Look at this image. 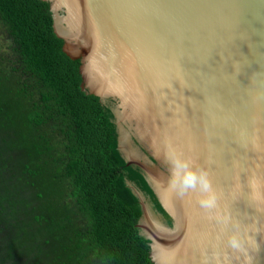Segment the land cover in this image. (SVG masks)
I'll use <instances>...</instances> for the list:
<instances>
[{
  "label": "water",
  "instance_id": "1",
  "mask_svg": "<svg viewBox=\"0 0 264 264\" xmlns=\"http://www.w3.org/2000/svg\"><path fill=\"white\" fill-rule=\"evenodd\" d=\"M43 1L55 13L54 31L64 40L63 51L81 61L82 88L118 100L120 146L128 165L149 174L174 219L173 229L166 227L142 200L140 226L152 241L153 262L165 264L146 219L170 264H264V203L253 201L249 184L257 177L264 193V0ZM153 21L166 33L153 31ZM169 36L177 44L191 41V51L201 60L215 50L222 69L229 62L237 65L232 72L222 71L219 92L183 77L179 89L174 87L176 69L165 59ZM237 40L249 49L243 63L233 59ZM126 108L130 116L123 120ZM132 126L155 164L143 152L130 151ZM177 156L208 172L218 195L215 209L201 207L199 187L185 191L173 183ZM233 233L241 237L243 250L231 247Z\"/></svg>",
  "mask_w": 264,
  "mask_h": 264
},
{
  "label": "trees",
  "instance_id": "2",
  "mask_svg": "<svg viewBox=\"0 0 264 264\" xmlns=\"http://www.w3.org/2000/svg\"><path fill=\"white\" fill-rule=\"evenodd\" d=\"M50 5L0 0V264H155L142 200L174 219L128 165L118 100L82 88ZM130 151L156 163L132 132Z\"/></svg>",
  "mask_w": 264,
  "mask_h": 264
},
{
  "label": "snow or ice",
  "instance_id": "3",
  "mask_svg": "<svg viewBox=\"0 0 264 264\" xmlns=\"http://www.w3.org/2000/svg\"><path fill=\"white\" fill-rule=\"evenodd\" d=\"M151 27L153 31L157 33L164 34L167 31L166 27L158 21H153ZM236 45L237 48L233 49L236 56H234L233 59H239L241 63H243L242 56H247L249 54L247 43H242L237 40ZM245 46L247 47V51L244 50ZM166 47L168 49L167 53L170 51V55H166L165 59L172 61L176 69L174 72L176 76L174 87L177 89H179L181 84L180 77H183L185 81L191 78V80H195L199 84L207 83L210 91L219 92L218 81L222 71L226 69L232 72L237 67L234 63L229 62L225 66V69H222L221 64L224 62L215 50H213L209 56L201 60L191 51L192 42L187 39H183L177 44L175 37L169 36ZM225 55H227V53ZM240 79L242 84L247 83L245 73H241ZM185 94H192V90L185 89Z\"/></svg>",
  "mask_w": 264,
  "mask_h": 264
},
{
  "label": "clouds",
  "instance_id": "4",
  "mask_svg": "<svg viewBox=\"0 0 264 264\" xmlns=\"http://www.w3.org/2000/svg\"><path fill=\"white\" fill-rule=\"evenodd\" d=\"M173 183L177 184L182 190L199 187L203 193L200 198V205L205 209H215L217 207L218 195L212 186L211 178L204 169L197 170L187 160L177 156L173 160ZM252 189L251 197L257 203H264V193L260 192L261 181L257 177H253L249 181ZM232 248L243 250V241L238 233H233L229 237Z\"/></svg>",
  "mask_w": 264,
  "mask_h": 264
},
{
  "label": "bare ground",
  "instance_id": "5",
  "mask_svg": "<svg viewBox=\"0 0 264 264\" xmlns=\"http://www.w3.org/2000/svg\"><path fill=\"white\" fill-rule=\"evenodd\" d=\"M85 72H86V71H85ZM85 75H86V78H87L88 83H90V85H91L93 88H95V87L93 86V84H92V82H91L89 76L87 75V72L85 73ZM129 116H130V112H129V110L126 108V109L124 110V112L121 113V118H122L123 120H125V118H127V117H129ZM125 151L127 152V148L125 149ZM148 216H149V215H148ZM146 223H147L146 225L148 226V228L152 230L153 235H154V237H155V239H156V245H155V247L157 248V254H158V257H159V258L161 259V261H163L165 264H170V258H169V256H168V254H167V252H166V250H165V248H164V246H163V244H162V242H161L159 236H158L157 231H156L155 229H152V228H151V225L149 224L148 219H146ZM163 262H161V263H163Z\"/></svg>",
  "mask_w": 264,
  "mask_h": 264
},
{
  "label": "rangeland",
  "instance_id": "6",
  "mask_svg": "<svg viewBox=\"0 0 264 264\" xmlns=\"http://www.w3.org/2000/svg\"><path fill=\"white\" fill-rule=\"evenodd\" d=\"M59 25V24H58ZM5 38H7L6 36H4ZM4 37L0 36V40L2 42V44H5L6 43V40L4 39ZM126 132V131H125ZM127 133V132H126ZM125 144H128V142H125ZM124 144V145H125ZM128 146V145H127ZM127 146H125L127 148Z\"/></svg>",
  "mask_w": 264,
  "mask_h": 264
},
{
  "label": "flooded vegetation",
  "instance_id": "7",
  "mask_svg": "<svg viewBox=\"0 0 264 264\" xmlns=\"http://www.w3.org/2000/svg\"><path fill=\"white\" fill-rule=\"evenodd\" d=\"M131 130H132V132L134 133V135H137V131H136V128H135L134 126L131 127ZM137 137H138V136H137ZM138 138H140V137H138Z\"/></svg>",
  "mask_w": 264,
  "mask_h": 264
}]
</instances>
